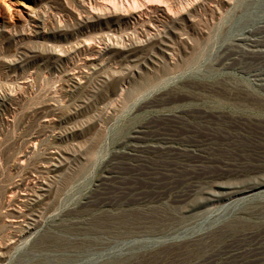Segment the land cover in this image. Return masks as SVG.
<instances>
[{"label":"rangeland","instance_id":"obj_1","mask_svg":"<svg viewBox=\"0 0 264 264\" xmlns=\"http://www.w3.org/2000/svg\"><path fill=\"white\" fill-rule=\"evenodd\" d=\"M167 9L182 11L175 24ZM174 115L179 135L193 127L217 142L195 177L264 170V143L231 141L264 137V0H0V264L119 250L112 223L127 232L131 203L159 193L148 177L169 163L132 161L126 148L132 134L175 128L164 120ZM160 179L166 193L178 185ZM223 209L190 218L197 228L218 219L195 245L111 263L264 264V209Z\"/></svg>","mask_w":264,"mask_h":264},{"label":"bare ground","instance_id":"obj_2","mask_svg":"<svg viewBox=\"0 0 264 264\" xmlns=\"http://www.w3.org/2000/svg\"><path fill=\"white\" fill-rule=\"evenodd\" d=\"M195 1H197V0H195ZM199 1L201 2L202 0H199ZM196 3H198V2H196ZM160 7H161V5H160ZM187 7H190V6H187ZM159 8H157V9H159ZM114 9H116V8H114ZM148 9H150V6H149ZM170 10L167 9V13L166 14H168V17L171 19V21H173L172 16L175 13L170 12ZM181 10H185V6ZM142 11H143V9H142ZM121 12H122V10H121ZM121 12L119 14H121ZM180 12H182V11H180ZM180 12L178 14V11H177L176 14L180 15ZM191 12L192 11H190V13ZM113 13H115V12H113ZM128 13L131 14V11L128 12ZM137 13H139V12H137ZM186 13H187V11H186ZM190 13H188V14H190ZM100 14L101 13H99V15ZM108 14H110V13L108 12ZM99 15H98V17H99ZM104 15L105 14H103V16ZM103 16L101 14V17H103ZM82 19H84V18H82ZM96 19H97V17H96ZM182 19H181V21H182ZM98 20H99V18H98ZM119 20H120V18H119ZM174 24H175V22H174ZM176 24H177V22H176ZM242 41L244 43H246V44L251 45L252 42H253V39H250V38L246 37V38H243ZM142 48H144V47H142ZM97 54H98V52H97ZM79 72H78V74H79ZM82 72H80V73H82ZM85 76H86V74H85ZM80 78H81V76H80ZM152 93H154V92L152 91ZM155 106H157V105H155ZM170 107H169V105H167V106H162L160 109L164 110V109H168ZM133 109H135V108H133ZM174 113L176 114V112H174ZM181 116L174 115L172 118H168V117L164 118V120H170V121L176 122L177 125L174 126L175 128H173V127L171 129L170 128L169 129L165 128L164 131L162 130V132H159V133H157L155 135H149V136H145V135L142 136V135H138L137 133L135 135L132 134V137L130 139V143H129L128 147L126 148L127 150L125 151V154H127L128 157L131 158L132 161H136V159L138 160V158H140V157H142V159H143L145 154H149V155L158 154L159 157L160 156L164 157V159H166L169 163L167 162L168 164L164 163V165H157V167H155L154 169L156 171H158V172L154 171V173H150V174H154L153 177H151L150 174H149L150 177L147 176L149 180L151 179V183L152 184H157L156 188L160 189V191H159V193H157V195L154 196V198L150 197L151 199H149V198L145 199L146 197L145 198L142 197L141 200L139 199L140 201L139 200L137 201V200L134 199L135 201H133L131 203L132 206L130 205L131 206V208H130L131 210H129V212L131 211L130 214L132 216V218L130 219V223H128V225L130 224V227L127 226V221H125L126 222V226H127V232H125V234H124V232H122L123 229L125 230V228H124L125 226L123 227V223L124 222L120 221L119 219L118 220L115 219L114 222L112 223V227L115 230L116 229L117 230L121 229V231H115L116 232L115 234H116V236L118 235V238H120L123 235H125V236H123V237H125V239L123 241H121V243H120L121 245L115 246V247H119L120 246L119 248H117L119 250H114L112 252H108L107 253L106 250H108V249L106 247H104L106 249V250L104 249V251H101V249H100L101 247H99L100 251H98V250H96L94 248V246L93 247L89 246L87 248V250L82 255H80L81 253L78 251V253H77V255L79 254L78 256L75 255L76 257L68 258V259H65L63 261H60V259H59V261L57 260V262H54V264H110L111 262H113V260H115L117 262H119L120 260H129L130 258H132L133 255L134 256L136 255L135 253L140 254V253L143 252L144 254H146V253H150V254L151 253H153V254L156 253L157 254L159 251L162 252L163 249H165V250L167 249L169 251L170 250L172 251V250H175V249L182 248L184 246L187 247L189 245H195V243L199 242L202 238H204L209 233H211L212 229L214 228L213 224L218 221L217 218H214L212 221L211 220H209V221L206 220L207 223H208V224L207 223L206 224L209 225L208 227L207 226H203V225L200 226V227L198 226L199 228H197L196 226H192L191 225L192 222H191L190 218H193L195 215H196L195 217H198L197 214L201 210H204L203 213L206 212L207 214H210L211 216H214L215 212L217 210L219 211V209H223V208H225V209H223L224 213H228V214L229 213H233V212L236 214L237 211L239 213L243 212V211H247V213L250 214L249 217H251V213H252L251 211H254L256 208H259V207H262L264 209V170L258 171L260 169H258V170L256 169L257 171L256 170L254 172L251 171V173L248 172V174L246 173V175H244L243 177H235V178L233 177V178L228 179L226 181H221L218 178H215V179H212L210 181H207L204 178H200L198 176L195 177V175L198 174L199 171L201 170L202 166L205 165V163L207 162L206 159L208 158V156L209 155L211 156V153H213L212 150L213 149L215 150L217 148V146H216L217 142H215L214 139H213V141L210 140L208 142L207 140H209V139L207 137H206L207 140L206 139L202 140V139L194 138L197 133L194 131V129H192L193 127L190 126L189 123H187L188 121L186 122L187 126L189 125L188 128L189 127H192V128L188 129V130H187V128H185L186 132H184L183 135H179L181 133L178 132V128L181 127L180 126L181 123L179 125L177 119H179ZM179 121H180V119H179ZM166 122H169V121H166ZM201 123L202 122H200L198 124H201ZM206 123H208V121ZM185 124L183 123V125H185ZM206 126L208 127V125H206ZM198 127H200V125ZM137 129L139 130L140 128L138 127ZM181 129H182V127H181ZM179 131L181 132V130H179ZM256 138L255 137L254 138L253 137H250V138H246V137L245 138H239L237 136L235 139H233L231 141H232V143L235 146H236L237 143H239L241 145L243 143L246 144V145L247 144H252V143H259V144L261 143V145H263L262 143H264V137H260L259 136V137H256ZM231 141H230V143H231ZM222 142H224V141H222ZM233 144L231 146H233ZM236 148H237V146H236ZM236 148H235V150H236ZM29 151L31 152L32 150H29ZM154 157H155V155H154ZM150 158H149V160H151ZM21 159H23V158H20V161H21ZM149 160L147 159L146 162L148 163ZM166 160H164V162H166ZM140 162H141V160H140ZM151 162H152V160H151ZM153 162H156V159L153 160ZM156 163H158V160H157ZM158 164H160V163H158ZM155 166H156V164H155ZM183 173H184V175H182ZM159 176H160V178H161V176H164L166 181H168L169 182L168 184H170V185L171 184H178V185L170 186V188L172 187V189L169 188L170 191L168 193H166L163 190L164 187L160 186V184H162V179H160ZM178 178H180V179L178 180ZM165 179H163V180H165ZM184 184H186V185H184ZM255 194H260V195L257 198H253V197L252 198L251 197L247 198L248 196H253ZM239 198H242V199H240L239 202L238 201L236 202V200H238ZM243 199H245V200H243ZM224 202H229L228 206L225 207L224 205H220L222 208L219 205L217 206V204H222ZM137 208H138L139 212H140V210L142 212L139 213ZM206 213H205V215H206ZM139 214H141V215L139 216ZM228 214H226V215H228ZM198 215L201 216V213L198 214ZM210 215H209V218H211ZM195 217H194V219H195ZM217 217H219V216L217 215ZM238 218H239V215H238ZM200 219H201V217H200ZM241 219H242V221H243V219L246 220V218H241ZM198 220H199V217H198ZM232 220L233 219H231V221ZM196 222H197V220L194 221V223H196ZM111 235H113V234H111ZM110 238H112V237H110ZM118 238H117V242L119 241ZM97 239H98V237H97ZM99 239H101V238H99ZM115 239H113V240H115ZM108 240H110V239H108ZM97 243H96V245H97ZM104 243L105 242L103 241V243H101V244H104ZM56 246H59V245H57V243H56ZM161 246L163 248H160ZM108 247H109V245H108ZM115 247H113V248H115ZM113 248L111 250H113ZM109 250H110V247H109ZM55 251L57 252L56 249H55ZM75 251H73V252H75ZM61 252H63V251H61ZM2 253H5V252H2ZM59 253H60V251H59ZM63 255L67 256V254H63ZM168 255L169 254L167 253L166 256H168ZM3 256H5V255H3ZM60 257L62 258V256H60ZM106 257H108V258L111 257L110 261L107 260ZM138 257H139V255H138ZM138 257H137V259H138ZM143 257H144V255H143ZM141 258H142V256H141ZM164 259H166V257ZM132 260H134V259L132 258ZM132 260H130V261H132ZM85 261H87V262H85ZM160 262H163V261H160ZM111 264H113V263H111Z\"/></svg>","mask_w":264,"mask_h":264}]
</instances>
